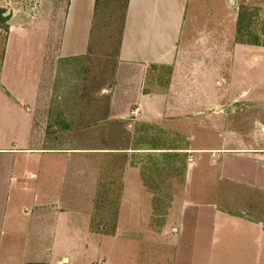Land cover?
Wrapping results in <instances>:
<instances>
[{"label":"crops","instance_id":"1","mask_svg":"<svg viewBox=\"0 0 264 264\" xmlns=\"http://www.w3.org/2000/svg\"><path fill=\"white\" fill-rule=\"evenodd\" d=\"M44 4L36 17L6 21L5 34L0 27V118L14 111L24 134L19 147L14 139L4 146L0 135V264H71L67 252L54 262L53 250L76 245L80 227L94 249L107 241L136 249L138 260L128 256V264H174V228L163 241L138 224L118 225L147 183L173 185L174 164L185 179L180 214L195 217L186 216L193 224L179 244L204 243L209 259L201 264H212L218 227L222 258L234 245L251 264H264V65L236 35L228 41L233 1L126 0L114 52L94 46L98 0H66L57 20L55 5ZM35 34L43 47L37 67L28 58ZM10 51L21 55L8 65ZM82 70L91 73L89 96ZM45 87L47 112L39 109ZM182 135L189 143L174 148ZM96 194L107 207L96 209L92 229ZM116 198L125 209L115 208ZM91 264L113 263L98 254Z\"/></svg>","mask_w":264,"mask_h":264},{"label":"rangeland","instance_id":"2","mask_svg":"<svg viewBox=\"0 0 264 264\" xmlns=\"http://www.w3.org/2000/svg\"><path fill=\"white\" fill-rule=\"evenodd\" d=\"M66 0H5L4 4V15L6 21L12 20L13 22H17L19 20H24L26 17H36L39 12L44 8V2H48L51 5H55L53 8L50 7L51 15L54 12L59 10L63 11L64 4ZM229 1V0H228ZM233 4L228 5L226 18L228 20V41H230V37H234L236 35V40L240 41L243 44V51L250 53V51H257L255 52V59L257 60L258 64L264 65V0H232ZM126 0H99L97 4L98 14H97V21L94 25L95 32L94 41H95V49L98 51H111L114 52L117 49L118 45V38L120 33V28L122 24V18L124 14ZM229 4V3H228ZM213 10V9H211ZM58 14H54V20L60 19ZM234 20V21H233ZM5 21V22H6ZM232 21V25L231 22ZM0 24L3 33L5 34L6 28L8 24L6 23ZM33 32H29L32 34ZM3 34V35H4ZM21 36H17V38H13V45L18 44V40H20ZM3 40H5V36H3ZM31 48L34 47L35 51H28L29 53V64L34 65L37 67L40 62L42 51V39L39 35H34V39L30 40ZM24 45V44H23ZM53 46V45H52ZM26 46L24 45V49ZM249 49V50H247ZM27 50V49H26ZM19 55H16V51L9 52V60L8 65L13 63L14 60H20ZM23 55L26 59V51H23ZM110 57V55H109ZM239 58H242L240 56ZM247 58L244 56V59ZM249 58V57H248ZM111 61V60H108ZM101 65V62H100ZM83 72V70H82ZM89 72V71H88ZM63 74V73H62ZM61 74H59L60 76ZM80 76V75H75ZM105 72L102 69H99L98 79L104 81ZM82 81L88 87L89 94L83 92V95H90L92 93L93 83L91 82V73L86 75L85 72L81 74ZM65 79H68L65 77ZM69 80V79H68ZM102 80V81H103ZM83 85V84H82ZM81 89H84L81 87ZM45 94H42L41 97V104H40V111L47 112V105L50 103L48 98L50 94V90L47 87L43 88ZM2 120L3 124L0 125V135L2 136V142L5 146L11 139L17 140V146H21V142L24 138V134L20 129L14 124L16 123L15 114L12 110H4ZM46 122V121H44ZM14 127V128H13ZM52 136V135H51ZM126 136V135H125ZM123 137L124 140L132 139L136 137V131L127 134V137ZM79 138V137H76ZM82 144L88 145L89 136H82ZM79 138V139H80ZM187 136H174V148H179L182 146H187L189 140ZM78 140V139H77ZM78 144V143H77ZM87 159L92 158L87 154ZM117 155V154H116ZM136 155L134 159H137L138 154H130ZM177 155V154H176ZM117 159V156L115 157ZM148 169H147V176L153 177V170L151 165L149 164L147 158ZM187 157V162H188ZM27 159L24 156H21V162L26 161ZM163 161H169L168 158L163 159ZM177 166L174 164V182L173 185L168 182V184H161L156 182L147 183L145 186V194H141V197L138 195L137 199L134 201H128V207L132 209L131 214H126L125 216L122 215L118 220V225H122V229L127 224L131 225H140L144 227V232L147 234L157 233L164 241L169 237L170 234L169 229L174 228V264H201L204 262L205 259H209L208 255H204V243L202 249H195L192 244L195 240L192 237L184 238L182 243L179 244L177 238L182 237L185 232L186 225L193 224V221L187 220L188 217H192L191 215H182L180 214V210L183 209L185 206L186 195L184 192V176L181 178L182 174L178 173ZM180 179V180H179ZM25 184H30V182H25ZM117 188V186H116ZM100 194V193H99ZM28 197V196H27ZM190 198V197H189ZM191 203H189V208L192 207V198ZM188 200V201H189ZM104 203L100 204L101 202L97 199V194L95 198L92 200L94 204V209H92V215L90 218L92 219L91 226L94 229V221L93 219L97 216L94 215L96 209L107 207L106 200H103ZM202 205L200 202L198 203ZM188 205V204H186ZM21 205H19L20 208ZM188 207V206H187ZM115 208H124L123 201L121 199L115 200ZM138 210L139 214L134 213L133 209ZM143 210V211H142ZM126 212V210H125ZM193 219L195 217H192ZM200 218V216H198ZM123 223V224H122ZM62 227V225H60ZM73 228V227H72ZM83 227L79 228V233L77 235L76 245L73 243L68 242L66 247L61 248L59 245L55 247V252L53 254V259L58 255L61 256L62 252H67L71 255L72 263L71 264H91L92 261L96 256L99 255H108L110 261L114 264H128L131 259L137 261L138 258L135 255V250L133 247L130 249H126L122 251L120 247L116 246L118 243L115 241L112 243L111 241H107L103 245H96L100 248H93L92 242L85 245L84 240L86 239V234ZM70 229V228H69ZM121 229V230H122ZM176 229V230H175ZM146 230V231H145ZM116 235V232L114 233ZM215 241L214 245L211 248V263L212 264H251L250 259L248 261L245 258L240 257L238 253V248L234 245H231L230 248H227L229 253L228 256L222 258V253L220 249V232L218 227L215 229ZM69 238L72 236L69 234ZM208 238V231H204V236L201 240ZM179 244V245H178ZM190 245V246H189ZM189 246V247H188ZM234 250L235 254H231V251ZM169 251V250H168ZM240 251V250H239ZM198 252V255H196ZM218 255V257L216 256ZM204 255V256H203ZM131 258H129V257ZM220 256V257H219ZM157 257H161L158 256ZM58 259V258H57ZM54 259V262L55 260ZM160 259V258H159ZM182 260V262H178V260ZM193 259V261H192ZM183 261H187L185 263ZM132 262V261H131ZM134 263V262H133Z\"/></svg>","mask_w":264,"mask_h":264},{"label":"trees","instance_id":"3","mask_svg":"<svg viewBox=\"0 0 264 264\" xmlns=\"http://www.w3.org/2000/svg\"><path fill=\"white\" fill-rule=\"evenodd\" d=\"M99 1V0H98Z\"/></svg>","mask_w":264,"mask_h":264}]
</instances>
